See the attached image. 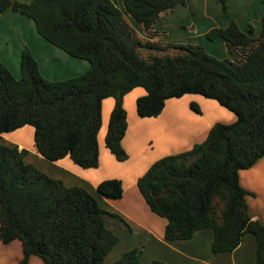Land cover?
I'll return each instance as SVG.
<instances>
[{
    "label": "trees",
    "instance_id": "16d2710c",
    "mask_svg": "<svg viewBox=\"0 0 264 264\" xmlns=\"http://www.w3.org/2000/svg\"><path fill=\"white\" fill-rule=\"evenodd\" d=\"M220 1L227 10V1ZM180 3L187 0H124L123 9L114 0H0V13L25 14L50 43L90 63L80 75L50 80L28 47L19 78L0 59V242L19 240L22 264L33 255L43 264H105L120 240L108 223L132 229L88 189L67 186L27 162L28 150L2 141V134L32 125L40 154L96 168L102 104L113 97L106 146L124 161V97L139 86L147 91L137 99L142 117L158 116L168 99L190 93L216 99L237 116L216 123L190 150L160 158L138 179L151 210L167 219L166 239L187 240L211 228L212 250L222 253L236 250L251 232L254 264H264V225L252 219L240 182V171L264 156V16L258 35L235 20L211 29L208 39L221 38L229 53L219 58L198 44L159 40L166 32L156 28L158 20ZM98 192L122 198L123 181L104 180ZM113 264H145L142 250H126Z\"/></svg>",
    "mask_w": 264,
    "mask_h": 264
},
{
    "label": "crops",
    "instance_id": "0c3cea01",
    "mask_svg": "<svg viewBox=\"0 0 264 264\" xmlns=\"http://www.w3.org/2000/svg\"><path fill=\"white\" fill-rule=\"evenodd\" d=\"M114 1L123 9L124 0ZM226 1L227 10L220 0H187L186 4H177L158 20L156 28L166 32V36L159 40L198 44L219 58L228 57L224 41L221 38L209 40L208 32L213 28H225L235 20L245 32H249L252 25L254 34L258 35L262 30L264 0ZM26 47L38 60L42 74L50 80L77 76L90 68L87 60L71 56L39 34L32 18L12 8L0 13V59L17 78L21 76L22 52ZM146 93V89L139 86L124 97L128 129L122 143L129 157L123 162L117 160L106 146L109 120L115 105L113 97L105 98L102 104L103 123L98 137L100 164L96 168H84L69 156L55 161L46 158L35 148L31 125L3 133L2 141L17 145L20 150H28L25 157L27 162L63 180L67 186L88 189L104 208L120 214L131 225L132 230L128 231L108 223L120 240L106 257L105 264L108 259H111L108 264H113L123 252L134 247L142 250V261L145 264L153 260H160L164 264H254L257 240L251 232L245 234L241 245L233 252H213L214 231L211 228L199 230L187 240H167V219L151 210L137 185L138 179L154 162L164 156L190 150L196 143L207 138L217 122H235L236 114L226 110L214 99L208 100L200 94H186L182 98L168 99L160 115L142 117L138 113L137 99ZM192 101L200 104L202 109L211 108L210 114L194 113L189 107ZM112 178L123 181L122 198L110 199L99 194V183ZM240 182L248 191L247 201L252 219L264 225V156L252 167L240 171ZM19 247L22 259L19 240L7 245L0 242V259L4 258L3 252H13L12 249ZM117 249L118 253L111 256ZM35 259V255L31 256L26 264H32ZM2 260L0 264L9 263L7 259Z\"/></svg>",
    "mask_w": 264,
    "mask_h": 264
},
{
    "label": "rangeland",
    "instance_id": "374dc122",
    "mask_svg": "<svg viewBox=\"0 0 264 264\" xmlns=\"http://www.w3.org/2000/svg\"><path fill=\"white\" fill-rule=\"evenodd\" d=\"M128 94V93H127ZM190 94H195V93H190ZM186 95V94H185ZM126 96V95H125ZM184 96V95H183ZM183 96H181V97H174V98H182ZM200 96H203L204 98H206V99H208V100H212L213 98H208V97H205L204 95H201L200 94ZM214 100H216V99H214ZM217 101V100H216ZM190 103V102H189ZM193 105H195V106H197V108H198V110H196L194 107H193ZM223 106V105H222ZM189 107H190V109L194 112V113H196V114H202V115H208V114H210L209 112L211 111V108H209V107H203V109H202V107H201V105L200 104H198L197 102H195V101H192L190 104H189ZM224 108H226L225 106H223ZM226 110H228L229 112H231V113H233V111H231V110H229L228 108H226ZM234 114V113H233ZM210 116V115H209ZM156 117V116H155ZM218 123V122H217ZM221 123H224V122H221ZM233 123V122H232ZM31 127L33 128V130H34V127L31 125ZM128 153V152H127ZM115 156V155H114ZM117 159V158H116ZM125 161V160H124ZM123 162V161H122ZM107 180V179H106ZM104 181V180H103ZM160 216V215H159ZM110 224H112V225H115L116 227H118V228H120L121 230H125V228L123 227V226H121V225H119V224H117V223H114V222H109ZM129 224V223H128ZM109 225V224H108ZM130 225V224H129ZM131 226V225H130ZM115 232V231H114ZM116 233V232H115ZM117 234V233H116ZM118 235V234H117ZM19 243H17V245H18ZM16 245V244H15ZM6 251V250H5ZM12 251L13 252H11L10 250L9 251H7V252H3V257L4 258H1L0 259V262L2 263L3 262V260L2 259H4V260H6L7 259V262H9L8 264H21V259H20V257H21V254H22V252H21V249H20V247L19 248H14V249H12ZM118 253V249L116 250V251H114L113 252V254L111 255V256H115L116 254ZM111 258H113V257H111ZM111 259H108V262L110 261ZM6 262V261H5ZM41 262H42V260L39 258V257H37L36 256V259H35V261H33L32 262V264H41ZM108 262H107V264H108Z\"/></svg>",
    "mask_w": 264,
    "mask_h": 264
}]
</instances>
